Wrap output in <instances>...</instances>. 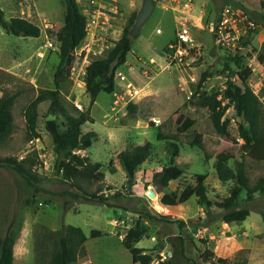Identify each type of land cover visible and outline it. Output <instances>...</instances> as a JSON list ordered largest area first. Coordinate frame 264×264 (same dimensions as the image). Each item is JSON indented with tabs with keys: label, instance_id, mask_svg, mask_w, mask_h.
<instances>
[{
	"label": "rangeland",
	"instance_id": "374dc122",
	"mask_svg": "<svg viewBox=\"0 0 264 264\" xmlns=\"http://www.w3.org/2000/svg\"><path fill=\"white\" fill-rule=\"evenodd\" d=\"M0 3L7 18L22 16L41 27L39 36H20L0 25V96L16 94L12 108L15 127L0 145V155L23 158L37 154L34 169L42 177L34 186L11 167L0 166V235L9 229L15 231V264L37 263L39 233L45 227L59 229L64 224L80 226L89 236L85 242L87 254L74 264H135L125 241L152 253L150 264H157L164 255L174 257L179 264H233L243 258L246 264H264V192H256L249 201L245 200V191L241 193V205L250 208L246 219H217L206 226L203 219L207 210L196 195L183 203L162 202L165 193L180 192L184 184L194 182L196 173L206 174L212 199L228 196L236 180L221 181L215 169L216 156L223 148L233 152L228 165L234 171L244 160L251 183L264 176V160L253 158L242 149L239 128L241 124L248 126L244 116L229 106L224 114L229 118L228 133L220 134L208 106V100L214 96L223 104L228 102L223 98L228 81L241 82L238 72L243 69L250 72L248 84L264 106V62L259 59L264 43V0H159L152 15L133 36L128 62L116 71L115 90L101 91L92 104L85 84L86 66L108 53L121 36L128 16L139 9L142 0H120L118 19L111 29L101 28L92 20L96 2L79 0L81 11L87 16L88 33L76 46L70 75L59 88L72 112L90 106L93 119L86 121L82 129L98 134L88 148L77 152L103 163L105 182L84 183V187L103 191L111 202L122 206L75 198L67 192L75 188L55 169L57 153L46 129L48 118L55 117L62 126L65 118L50 112V99L38 106L37 128L41 136L28 139L26 107L40 89L56 88L54 72L59 62V42L49 30L57 31L64 23V1ZM228 6L236 25L235 29L228 26L229 32L221 42L214 28ZM181 15L188 20L194 47L182 60L171 61L164 53L165 46L173 38ZM235 55L241 56L240 63L233 58ZM119 72L125 75L124 79L118 77ZM133 89L138 92L130 93ZM180 111L195 120L185 131L178 130L176 119ZM159 129L175 135L179 152L174 161L185 172L158 191L154 187V173L171 162L168 140L158 139ZM196 133L202 135L204 148L190 144ZM147 141L152 142L153 153L130 178L118 153ZM108 183L114 187L108 188ZM116 191L120 194L114 196ZM149 191L155 195L151 196ZM212 209L215 213L221 211L217 206ZM147 211L161 217H148ZM141 227H146L144 233L138 232ZM92 229H101L103 233L90 236Z\"/></svg>",
	"mask_w": 264,
	"mask_h": 264
},
{
	"label": "trees",
	"instance_id": "16d2710c",
	"mask_svg": "<svg viewBox=\"0 0 264 264\" xmlns=\"http://www.w3.org/2000/svg\"><path fill=\"white\" fill-rule=\"evenodd\" d=\"M65 3L64 23L57 30H49L51 36L59 42V62L54 72L56 88H42L38 95L26 107L24 114L27 121L28 139L41 136L38 130V106L42 101L50 99L49 110L53 114H62L65 124L62 126L55 117L46 120V129L53 138L54 149L57 153L55 169L62 174L63 179L68 181L74 191H67L75 198H84L88 201L107 204L109 206H122L110 201L108 194L103 191L88 190L84 183L105 182V171L103 163L93 161L89 155H82L77 152L79 149L88 148L93 140L98 136L94 130L84 132L82 125L93 119L90 106L86 110L77 109L72 112L62 99L59 86L71 72V66L75 57L74 50L80 45L88 33L87 16L81 11L78 0H63ZM138 9L133 10L123 27L121 36L115 40L113 47L105 56L91 60L86 66L85 84L86 90L90 94L92 104L101 91L113 92L116 88V71L123 65L132 49L133 36L131 27L133 26ZM0 25L9 33L20 36H39L41 27L35 22L22 17L12 16L7 18L0 3ZM251 32V31H250ZM166 49V46H165ZM240 63V55L233 57ZM259 59L264 62V43L259 51ZM227 66H229L227 64ZM239 80H229L228 86L224 90L223 98L228 102L223 104L217 96L208 100L210 116L215 129L220 134L228 133L229 118L224 117L229 106H233L236 114L244 116L248 126L240 125V135L243 139L242 149L245 154L251 155L257 160H264V106L259 96L248 84L250 72L243 69L238 72ZM205 77V75H204ZM16 99L15 93H4L0 96V145L12 133L15 123L13 115V105ZM178 130L185 131L193 123L194 119L188 114L180 111L176 119ZM158 139H167V144L171 150V162L154 173V179L164 186L171 180L178 179L184 175L183 167L174 161L178 155L179 145L175 141V135L166 134L159 129ZM192 146L204 148L203 138L200 133H196L190 141ZM153 153V144L147 141L143 144L127 146L118 153V158L122 163L130 178L134 177L136 169L148 159ZM233 157V152L227 148L221 149L215 160V169L221 181L235 179V183L230 188L229 195L222 199H212L209 196V189L206 183V174L196 173L193 175L194 182L184 184L180 192L174 191L165 193L162 202L165 204H178L187 201L191 196L196 195L199 203L203 204L207 210V216L203 219L204 226L217 219L226 222H238L247 218L250 214L248 206L241 205L240 196L245 191V200L254 198L256 192H264V176H260L255 183L250 182L244 160L238 163L234 171L228 161ZM38 155L29 154L23 158L16 155H0V166L11 167L21 174L29 184L36 186L42 179L34 169L37 164ZM108 188L114 185L108 183ZM102 189V188H99ZM114 196L120 194L119 191L113 193ZM217 206L221 209L215 213L212 209ZM143 214V212H140ZM146 216L160 218L151 211L145 212ZM169 220V219H167ZM183 222V221H181ZM146 227H141L139 233H144ZM103 233L101 229H92L90 236H99ZM88 235L84 230L74 224H64L59 229L45 227L38 235L37 243L39 259L34 264H74L81 256L87 254L85 242ZM16 241L15 231L9 229L5 235H0V264H15L14 244ZM131 251L133 262L150 264L153 261L152 253L146 252V248L138 247L130 241L124 242ZM212 256V253L209 255ZM222 260V259H219ZM157 264H179L174 257L159 259ZM233 264H246V259H239Z\"/></svg>",
	"mask_w": 264,
	"mask_h": 264
},
{
	"label": "built area",
	"instance_id": "2783aa9c",
	"mask_svg": "<svg viewBox=\"0 0 264 264\" xmlns=\"http://www.w3.org/2000/svg\"><path fill=\"white\" fill-rule=\"evenodd\" d=\"M91 1L96 2L94 5L97 4V7H94L95 13H93L94 17L92 18V20L95 23H97V20H96L97 15L95 14L96 12H98V8L102 6L99 3H97V0H91ZM112 7H114V9H117V5H113ZM229 25L234 26V29H235V25H236L235 20L232 18L230 14V7L228 6L224 9L222 18L220 19V21H218V23L216 24V27L214 28V31H215L214 33L216 34L217 39L219 41L224 42L225 40L224 35L229 32V28H228ZM193 47H194L193 34L191 31L190 25L186 17L181 15L179 16L178 24H177L173 38L170 39L166 43V49L164 53L166 57L171 59V61H176V60L180 61L186 56H188V54L191 52ZM118 77L120 79H124L125 75L119 72ZM137 92L138 91L136 89H133L130 93L133 94ZM163 259H168V256L164 255Z\"/></svg>",
	"mask_w": 264,
	"mask_h": 264
},
{
	"label": "crops",
	"instance_id": "0c3cea01",
	"mask_svg": "<svg viewBox=\"0 0 264 264\" xmlns=\"http://www.w3.org/2000/svg\"><path fill=\"white\" fill-rule=\"evenodd\" d=\"M78 2H79V0H78ZM97 3H99L102 7L98 8V12H96V14H95V15H97V18H96L97 23L96 24L99 25L101 28H106V29L114 28V25L118 19V15H119V12L121 9L120 8V0H97ZM113 5H117V9H114V7H112ZM94 7H97V4L94 5ZM96 29L100 30L99 27H96ZM131 51H132V49H131ZM127 62H128V60L122 66H124ZM87 252H88V250H87ZM89 262H91L90 259H89ZM137 263H135V264H137Z\"/></svg>",
	"mask_w": 264,
	"mask_h": 264
},
{
	"label": "water",
	"instance_id": "95a60500",
	"mask_svg": "<svg viewBox=\"0 0 264 264\" xmlns=\"http://www.w3.org/2000/svg\"><path fill=\"white\" fill-rule=\"evenodd\" d=\"M157 4H158V0H142L141 6L139 7V9L137 11L136 20H135L133 26L131 27V35L132 36L136 35L141 30V28L143 27L145 22L152 15ZM162 186H163V184H161L158 181H156L154 183V187L158 191L161 189ZM149 194L151 196L155 195V193L153 191H149ZM154 212L157 214L160 213L156 210Z\"/></svg>",
	"mask_w": 264,
	"mask_h": 264
}]
</instances>
